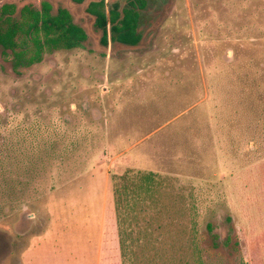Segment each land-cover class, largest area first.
<instances>
[{
	"label": "rangeland",
	"instance_id": "374dc122",
	"mask_svg": "<svg viewBox=\"0 0 264 264\" xmlns=\"http://www.w3.org/2000/svg\"><path fill=\"white\" fill-rule=\"evenodd\" d=\"M50 1L89 40L19 73L0 53V264H122L129 172L157 177L141 264H264V0H147L140 44L108 48Z\"/></svg>",
	"mask_w": 264,
	"mask_h": 264
},
{
	"label": "trees",
	"instance_id": "16d2710c",
	"mask_svg": "<svg viewBox=\"0 0 264 264\" xmlns=\"http://www.w3.org/2000/svg\"><path fill=\"white\" fill-rule=\"evenodd\" d=\"M69 1L77 7L87 4L86 13L94 19L95 31L102 34L103 47H109V37L114 44L129 47L140 44L139 25L147 0H127L124 6L119 1L113 4L108 0ZM88 40L86 30L76 24L67 8L55 11L47 1L39 8L29 5L19 9L15 4H4L0 8V53L7 61L11 58L12 69L17 73L42 63L46 54L84 48ZM156 178L153 173L141 172L114 176V212L122 264L140 262L135 229H128L127 224L137 220L136 208L144 201V193L150 195L155 191Z\"/></svg>",
	"mask_w": 264,
	"mask_h": 264
},
{
	"label": "flooded vegetation",
	"instance_id": "af4514ba",
	"mask_svg": "<svg viewBox=\"0 0 264 264\" xmlns=\"http://www.w3.org/2000/svg\"><path fill=\"white\" fill-rule=\"evenodd\" d=\"M9 1H15V0H9ZM47 2H49V3H51L52 4V1H50V0H46ZM58 1H61V0H58ZM67 1H69V0H67ZM68 3H70V1L68 2ZM7 4H9V3H7ZM16 5V4H15ZM75 7H77V6H75ZM63 8H65V7H63ZM67 9H69L70 10V12L73 14V11H72V9H71V7L68 5L67 7H66ZM78 8V7H77ZM60 9V8H59ZM88 15V14H87ZM74 16V15H73ZM88 17H89V15H88ZM88 34V33H87ZM89 36V35H88ZM109 44H110V41H109ZM122 45V44H121ZM125 46V45H124Z\"/></svg>",
	"mask_w": 264,
	"mask_h": 264
},
{
	"label": "crops",
	"instance_id": "0c3cea01",
	"mask_svg": "<svg viewBox=\"0 0 264 264\" xmlns=\"http://www.w3.org/2000/svg\"><path fill=\"white\" fill-rule=\"evenodd\" d=\"M24 260H26V261H27V260H29V261H30V259H29V258H27V257H25V258H24ZM31 261H32V260H31Z\"/></svg>",
	"mask_w": 264,
	"mask_h": 264
}]
</instances>
